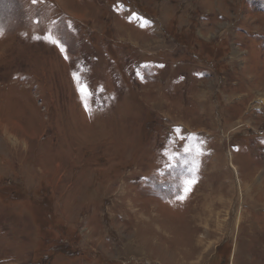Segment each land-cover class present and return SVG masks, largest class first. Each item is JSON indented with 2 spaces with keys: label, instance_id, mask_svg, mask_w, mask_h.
<instances>
[{
  "label": "rangeland",
  "instance_id": "obj_1",
  "mask_svg": "<svg viewBox=\"0 0 264 264\" xmlns=\"http://www.w3.org/2000/svg\"><path fill=\"white\" fill-rule=\"evenodd\" d=\"M0 264H264V0H0Z\"/></svg>",
  "mask_w": 264,
  "mask_h": 264
},
{
  "label": "snow or ice",
  "instance_id": "obj_2",
  "mask_svg": "<svg viewBox=\"0 0 264 264\" xmlns=\"http://www.w3.org/2000/svg\"><path fill=\"white\" fill-rule=\"evenodd\" d=\"M36 2H37V0H33V3H36ZM143 26H144V24L141 23V27H143ZM68 27L71 28V23L68 24ZM33 39H45L47 42L59 47L61 52H64V50H65L64 47L60 44V42L58 40L52 38L51 33H47L44 37L34 36ZM65 58L67 59V56ZM73 77H74V79L77 80V90L81 94V101H82V103L84 105L85 111H89L90 112L91 111V106L89 104V100L93 97L94 93L88 89L87 84L81 83L80 77H79L78 74L74 73ZM175 135H176V139L177 140H183L184 139V137L182 135H180V129H176L175 130ZM175 142L176 141L174 140L173 143H175ZM184 151L186 153L190 152L191 148L185 147ZM163 155L168 157L169 161L172 160V159H175L177 157V153L174 152V151L173 152H169V151L166 150L163 153ZM165 167H171V165L166 163ZM196 167H198V165H196ZM160 175H163V173L161 172ZM194 182H195L194 180H186L184 182V187L182 189V193L183 194L177 195L176 199L177 200H181V201L184 200L186 198L187 193L191 191V185Z\"/></svg>",
  "mask_w": 264,
  "mask_h": 264
},
{
  "label": "bare ground",
  "instance_id": "obj_3",
  "mask_svg": "<svg viewBox=\"0 0 264 264\" xmlns=\"http://www.w3.org/2000/svg\"><path fill=\"white\" fill-rule=\"evenodd\" d=\"M72 14H74L75 16H78V17H83V15H78V14H75V13H72Z\"/></svg>",
  "mask_w": 264,
  "mask_h": 264
}]
</instances>
